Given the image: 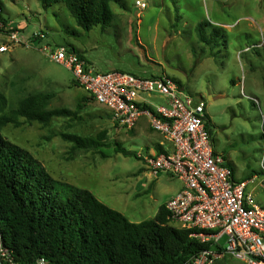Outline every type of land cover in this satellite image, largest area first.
<instances>
[{"label": "rangeland", "instance_id": "rangeland-1", "mask_svg": "<svg viewBox=\"0 0 264 264\" xmlns=\"http://www.w3.org/2000/svg\"><path fill=\"white\" fill-rule=\"evenodd\" d=\"M135 1L126 0V10L112 3L111 24L85 32L62 3L45 8L39 0H0L5 22L25 42L0 54V116L31 95H50L48 110L73 111L90 97L68 69L40 50L33 36L43 30L52 45L75 47L94 71L168 76L182 85L183 95L202 99L215 152L227 157L237 179L250 181L248 190L264 206V0H145L146 9ZM199 30L212 45L200 41ZM6 41L0 32V44ZM145 97L154 106L164 102L158 95ZM20 123L1 128L2 135L56 182L91 191L132 222L154 218L183 185L165 174L153 176L137 158L160 142L169 147L146 118L128 130L108 107L90 100L73 117ZM102 132L98 149H74L63 138ZM57 186L65 197L67 187ZM224 260L241 264L230 256Z\"/></svg>", "mask_w": 264, "mask_h": 264}, {"label": "trees", "instance_id": "trees-1", "mask_svg": "<svg viewBox=\"0 0 264 264\" xmlns=\"http://www.w3.org/2000/svg\"><path fill=\"white\" fill-rule=\"evenodd\" d=\"M39 1L45 8L64 4L85 32L111 24L112 3L127 9L126 0ZM0 9L1 20L7 24L1 4ZM66 31L78 34L77 30ZM198 37L212 45V39L201 30ZM50 99L44 93L22 99L9 114L0 116V130L8 124L20 126V119L48 125L54 117H73L93 100L91 96L82 98L83 104L73 111L48 110ZM105 135L63 134V138L74 149H98ZM116 147L118 152L123 150L119 143ZM57 185L67 187L65 197L66 191ZM191 235L192 231L171 224L165 205L154 218L132 222L91 191L56 182L29 152L0 131V241L18 263H33L42 257L49 264H184L210 248Z\"/></svg>", "mask_w": 264, "mask_h": 264}, {"label": "built area", "instance_id": "built-area-1", "mask_svg": "<svg viewBox=\"0 0 264 264\" xmlns=\"http://www.w3.org/2000/svg\"><path fill=\"white\" fill-rule=\"evenodd\" d=\"M135 6L147 8L145 0H136ZM0 32L7 36L0 54L25 44L19 30L1 20V9ZM33 38L49 59L72 73L93 100L111 110L118 125L133 130L146 118L150 129L169 143L166 148L160 142L137 157L153 176L165 174L182 181L180 192L165 204L171 224L192 231V237L210 245L184 264H217L228 256L241 264H264V206L248 190L250 181L237 179L227 158L215 152L202 99L183 95L182 85L168 76L94 71L75 48L52 45L43 30ZM154 95L164 102L154 106L145 97ZM0 264H20L1 241ZM27 264L49 262L41 257Z\"/></svg>", "mask_w": 264, "mask_h": 264}, {"label": "crops", "instance_id": "crops-1", "mask_svg": "<svg viewBox=\"0 0 264 264\" xmlns=\"http://www.w3.org/2000/svg\"><path fill=\"white\" fill-rule=\"evenodd\" d=\"M158 144H159V143H158ZM158 144L153 145L152 148H156V147L158 146ZM182 186H183V185H182ZM181 189H182V187H181V188H180V189H179V190H178L173 196H175L177 193H179ZM173 196H171L170 198H172ZM170 198H169V199H170ZM218 263H219V264H226V263H225V260H219Z\"/></svg>", "mask_w": 264, "mask_h": 264}]
</instances>
